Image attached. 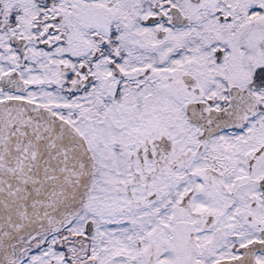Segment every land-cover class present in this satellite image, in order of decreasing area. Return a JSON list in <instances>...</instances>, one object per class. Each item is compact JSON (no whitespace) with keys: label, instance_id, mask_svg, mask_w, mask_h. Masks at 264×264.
I'll use <instances>...</instances> for the list:
<instances>
[{"label":"snow or ice","instance_id":"snow-or-ice-1","mask_svg":"<svg viewBox=\"0 0 264 264\" xmlns=\"http://www.w3.org/2000/svg\"><path fill=\"white\" fill-rule=\"evenodd\" d=\"M0 264H264V0H0Z\"/></svg>","mask_w":264,"mask_h":264}]
</instances>
